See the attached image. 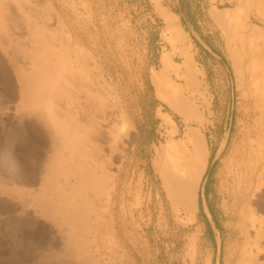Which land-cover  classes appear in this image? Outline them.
Wrapping results in <instances>:
<instances>
[{"label":"rangeland","instance_id":"rangeland-1","mask_svg":"<svg viewBox=\"0 0 264 264\" xmlns=\"http://www.w3.org/2000/svg\"><path fill=\"white\" fill-rule=\"evenodd\" d=\"M25 5L37 8L51 33L68 41L65 54L78 72L66 78L78 85L81 100L93 102L92 91L101 93L134 128L133 137L122 136L112 148L117 181L112 204L97 199L95 210L82 214L85 220L76 218L82 223H76L78 229L74 218L63 217L65 211L73 216V208L60 212L54 202L61 204L60 198L48 201L52 195L41 187L46 132L18 100L15 70L24 67L28 49L18 10ZM159 9L178 17L174 30L179 33L181 26L186 33L184 50L193 58L190 72L196 80L179 66L183 47L171 40ZM0 10V264H210L213 244L203 212L206 204L219 219L220 264H238L247 240L243 222L251 213L264 221V189L252 195L251 207L240 205L234 211L229 200L236 157L250 131L264 128V102L258 105L253 97L248 70L251 65L253 75L261 76L264 0H0ZM214 12L227 20L242 12L254 39L243 45L232 24L221 27L214 21ZM204 36L212 54L202 59L194 40ZM9 37L16 38L15 45ZM235 51L246 56L244 78ZM153 74L165 76L162 99ZM189 130L205 138L210 152L195 212L177 200L173 209L156 166L160 149L183 141ZM223 144L224 152L214 161ZM17 191L22 192L20 199ZM69 242L73 245L67 246ZM256 246L254 264H264V231Z\"/></svg>","mask_w":264,"mask_h":264},{"label":"bare ground","instance_id":"bare-ground-1","mask_svg":"<svg viewBox=\"0 0 264 264\" xmlns=\"http://www.w3.org/2000/svg\"><path fill=\"white\" fill-rule=\"evenodd\" d=\"M36 9L33 6L25 5L18 10V15L23 18L26 25L24 26L26 35H22L21 38V33L20 38L28 47L25 61H23L24 67L15 70L17 71L18 100L21 107H25L26 112L31 114L46 132L48 147L44 161L45 166L43 165L46 168V174L40 184L42 183L41 187L45 186L44 188L50 192L49 195H52L50 198L47 196L48 201L53 203V199L60 198L61 204L54 201L58 205V209H62L58 211L62 212L63 207L73 208V216L64 209L66 217L65 215L63 217L72 218L73 221L75 219L74 223L81 225L80 219L85 220L81 218L82 214L84 213V217L85 211L95 210L97 199L105 206L112 204L117 186L116 178L112 175L115 160L112 148L122 136L133 137L134 128L124 115L125 113H118L117 106L105 100V96L100 95L101 93L92 91L93 102L81 100L78 95L80 90L78 85L72 84L71 80L66 78L71 76H67V74L78 72V68L75 69L70 58H67L65 54L64 43L66 44L68 41L63 40L64 42H62L59 35L55 32L51 33L46 18ZM159 13L170 31L172 38L170 39L174 41L173 43L183 47L181 53L184 61L183 65L179 66H183L189 73V77L196 80L197 76L190 72L193 58L189 52L184 50L185 44L182 37H185L186 33L181 26H179V33L174 30L175 20H178V17L161 9H159ZM241 13L235 15L234 19L227 20L230 18L226 19L225 15L222 17L214 12L213 18L221 27L228 26V23L232 24L233 30L238 33L240 42L243 44L245 40L252 41L254 38L253 34L251 35L248 31L245 18ZM49 26L51 27V25ZM227 26L224 28L226 29ZM12 41L10 39L9 42ZM14 41L16 42V38ZM13 44L15 45V43ZM4 51L6 52V50ZM234 53L235 64L240 76L243 77V66L247 65L245 64L246 56L241 51ZM253 69L250 65L248 69L251 74L250 86L253 97L260 105L264 102V64L261 66L262 73L259 78L253 75ZM83 74V72L82 74L79 72V78L88 83L89 79L87 80V76L85 77ZM164 77L161 74L152 76L153 83L158 88L157 96L161 99L163 95L159 90L166 86V82L163 81ZM168 105L173 111L181 113L177 108L179 106L170 102ZM259 111L263 112L261 108ZM184 115V121L188 123V117ZM167 124L172 126L169 119H167ZM254 137L257 138L256 141ZM224 149V144L219 147V155L224 152ZM209 156L208 143L197 130H189L183 141H171L160 149L156 166L162 180V187L174 210L177 208L173 200H177L185 205H192L194 212L198 211V194L209 168ZM120 157L121 162L123 154H120ZM232 174L234 186L232 192L230 191L229 200L234 201V211L238 210L240 205L251 207L252 195L264 189V128L256 133L250 131L243 151L236 157ZM17 197L18 199L22 197L21 191L17 193ZM189 216L190 220L195 219L193 213ZM242 217L245 218V214ZM77 224L75 225L76 229H78ZM242 226L245 228L243 232L246 233L247 240L238 264H254L255 246L264 231V221L251 213L250 218L243 222ZM71 243L69 242L67 246L73 245Z\"/></svg>","mask_w":264,"mask_h":264},{"label":"crops","instance_id":"crops-1","mask_svg":"<svg viewBox=\"0 0 264 264\" xmlns=\"http://www.w3.org/2000/svg\"><path fill=\"white\" fill-rule=\"evenodd\" d=\"M176 2H178V0H176ZM160 23H162V22H160ZM194 41L196 42L195 53H196V55H200V58L203 59V57H208L209 55L212 54V50L210 48V43H209V40L207 39V37L204 36L203 38H201V40H198L197 38H195ZM218 150H219V146L215 150L214 161H216L221 156V155H219ZM205 202H206V200H205ZM203 212L205 213L206 220L209 221V223L211 224V227H212V231L210 230L208 233V236L211 238L212 244H213L212 259H211L210 264H220L221 263V249H220V246L218 245L219 240H218L217 230H216V225H217V222H219V219H218L217 214H215L211 211L209 204H206V208H204Z\"/></svg>","mask_w":264,"mask_h":264},{"label":"trees","instance_id":"trees-1","mask_svg":"<svg viewBox=\"0 0 264 264\" xmlns=\"http://www.w3.org/2000/svg\"><path fill=\"white\" fill-rule=\"evenodd\" d=\"M230 140H231V138H230ZM230 140H229V142H230ZM205 217H206V216H205ZM206 225H207V228H208V232H209L210 230L212 231L211 224L209 223L208 220H206Z\"/></svg>","mask_w":264,"mask_h":264}]
</instances>
